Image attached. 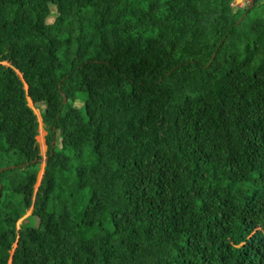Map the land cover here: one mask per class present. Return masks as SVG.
I'll return each mask as SVG.
<instances>
[{
	"label": "trees",
	"instance_id": "16d2710c",
	"mask_svg": "<svg viewBox=\"0 0 264 264\" xmlns=\"http://www.w3.org/2000/svg\"><path fill=\"white\" fill-rule=\"evenodd\" d=\"M231 1L0 0V264H264V0Z\"/></svg>",
	"mask_w": 264,
	"mask_h": 264
},
{
	"label": "rangeland",
	"instance_id": "374dc122",
	"mask_svg": "<svg viewBox=\"0 0 264 264\" xmlns=\"http://www.w3.org/2000/svg\"><path fill=\"white\" fill-rule=\"evenodd\" d=\"M251 0H232L231 3H230V6L235 9L236 7H244L246 4H250ZM52 11H54L53 8H51ZM248 20L251 21V16L247 17ZM29 105L33 107L34 109V112L37 116V120H38V135L36 136V139L37 141L39 142V148H40V153H41V158L42 160H40V167H39V170H38V173H37V181H36V184H35V188L38 186L39 182H40V179H41V176L43 174V171H44V165H45V158H47V154H46V150H47V130L44 128L43 126V122H42V118L40 116V110L35 108L33 106V102L29 99ZM56 158V157H54ZM1 198V196H0ZM30 213V210H28L25 214L24 217H22L21 219H19L17 221V227H19V224L21 222V220L23 218H25L28 214ZM16 246V243H14L12 245V249L10 250V254H12L13 252V249L14 247ZM10 258H11V255H10ZM9 258V264H11V260Z\"/></svg>",
	"mask_w": 264,
	"mask_h": 264
},
{
	"label": "water",
	"instance_id": "95a60500",
	"mask_svg": "<svg viewBox=\"0 0 264 264\" xmlns=\"http://www.w3.org/2000/svg\"><path fill=\"white\" fill-rule=\"evenodd\" d=\"M253 2H254V0H251V2H250V4H249V8L253 5ZM64 98H65V96H64ZM40 160H42V159H40ZM47 161V158H45V162ZM34 162V161H33ZM28 163V162H27ZM3 169H5V168H0V171H2ZM0 192H1V184H0ZM0 196H1V194H0Z\"/></svg>",
	"mask_w": 264,
	"mask_h": 264
}]
</instances>
